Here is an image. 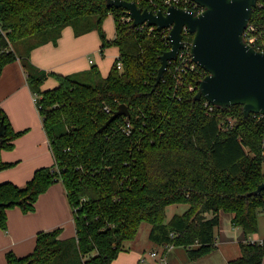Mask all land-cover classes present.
<instances>
[{"label":"trees","instance_id":"trees-1","mask_svg":"<svg viewBox=\"0 0 264 264\" xmlns=\"http://www.w3.org/2000/svg\"><path fill=\"white\" fill-rule=\"evenodd\" d=\"M109 15L116 22L111 41L103 29ZM127 15L107 0H0V77L9 63L21 61L55 159L24 187L0 184V228L8 229V210L35 211L39 197L59 181L76 226L70 239H61V230L40 232L32 254L9 252L7 264H112L143 223L151 224L149 239L157 247H184L195 261L217 250L221 212L232 214V225L246 237L241 256L228 264H263L264 241L250 237L264 210V191L254 194L264 182V118L245 117L241 105L210 111L206 99L196 100L207 75L199 66L179 74L180 62H172L154 88L161 56L171 49L168 31L136 27ZM249 24L264 51V0ZM68 26L76 36L98 31L102 53L109 46L120 49L108 76L97 66L63 76L33 65L32 50L57 44ZM50 77L59 85L43 90ZM121 104L130 117L100 131ZM1 121L6 131L0 136V171L14 166L1 154L23 135L4 112ZM176 204L188 209L166 221L167 208Z\"/></svg>","mask_w":264,"mask_h":264},{"label":"crops","instance_id":"crops-1","mask_svg":"<svg viewBox=\"0 0 264 264\" xmlns=\"http://www.w3.org/2000/svg\"><path fill=\"white\" fill-rule=\"evenodd\" d=\"M103 29L108 40L115 39L116 22L113 15L106 18ZM119 56L120 49L117 46H109L102 53V40L98 31L76 36L73 27L68 26L57 44L49 42L33 49L31 62L40 70L63 76L87 72L94 66L100 69L103 76H108ZM58 85V81L50 77L44 83L43 90ZM0 112L6 114L15 132H23L14 141V149L2 151V160L14 166L0 171V184L12 182L24 187L36 170L54 166L55 159L20 60L9 63L0 77ZM35 207V211L30 213H24L20 207L8 210V229L4 231L0 228V264H7L6 255L9 252L19 258L32 254L40 232L61 230V239L76 237L73 210L61 181L42 194ZM232 218L230 213L220 214V226L216 233L218 248L213 252L217 254L220 264H228L230 260L240 257V244L246 240L243 228L233 226ZM258 221V232L250 239L260 243L264 241V210ZM136 239L126 242L129 245L112 264L142 263L141 248L132 245Z\"/></svg>","mask_w":264,"mask_h":264},{"label":"water","instance_id":"water-1","mask_svg":"<svg viewBox=\"0 0 264 264\" xmlns=\"http://www.w3.org/2000/svg\"><path fill=\"white\" fill-rule=\"evenodd\" d=\"M204 11L194 13L180 7L171 6L167 12L154 13L142 9L135 1L107 0L110 6L124 9L138 27L146 24L159 31L170 29L168 39L171 49L161 56L156 88L164 78L171 62L177 61L183 44L186 27L194 35L192 45L193 61L207 75L200 81L196 100L206 99L218 107L241 105L245 117L251 114L264 115V52L256 50L244 41L258 0H192ZM120 116L130 117V111L121 104L107 123ZM6 126L1 121L0 136H4ZM264 182L255 195H262Z\"/></svg>","mask_w":264,"mask_h":264},{"label":"built area","instance_id":"built-area-1","mask_svg":"<svg viewBox=\"0 0 264 264\" xmlns=\"http://www.w3.org/2000/svg\"><path fill=\"white\" fill-rule=\"evenodd\" d=\"M141 3H143L145 6L142 9H147L149 11H153L154 13H158L159 11H163L164 13L167 12L168 8L171 6H176L180 7L182 9H185L187 11H190L194 13L195 15H199L204 11V8L192 0H141ZM139 6V5H138ZM128 14V13H127ZM127 22H133V19L127 15V17L124 18ZM142 27L147 26L146 24L141 25ZM156 27H150V31L154 30ZM165 31H168V36L170 33V29H164ZM0 31L3 35H5V32L2 30V27L0 25ZM190 35H193L192 33L189 32V30L185 27L183 31V44L184 47L181 50L177 61L180 62L178 66H176V71L181 74L185 73L188 71V69L193 70L195 66H198L192 58V45H193V39L191 40ZM167 36V37H168ZM244 41L254 47L256 50L264 52L262 50L263 44L260 43V37L258 36L256 32V28L253 25H248L244 32ZM170 42V40L168 39ZM171 45V42H170ZM10 47L12 48V45L10 44ZM172 47V45H171ZM119 59V58H118ZM117 59V60H118ZM174 61L173 63L177 62ZM172 63V62H171ZM118 68L121 70L122 69V64L118 62ZM38 96L34 95V99L37 102ZM205 105L209 107L210 111H213L214 106L210 102H206ZM254 115V117H257L258 119H263L264 115L263 114H251ZM130 131H127V134ZM176 248L174 244H167L164 246L159 247V249H155L151 251L150 256L151 259L156 263V264H169L168 259H169V254ZM141 262H146L145 258L141 259Z\"/></svg>","mask_w":264,"mask_h":264},{"label":"rangeland","instance_id":"rangeland-1","mask_svg":"<svg viewBox=\"0 0 264 264\" xmlns=\"http://www.w3.org/2000/svg\"><path fill=\"white\" fill-rule=\"evenodd\" d=\"M263 171H264V163H263ZM188 209V205L185 204H176L171 205L166 210V221L170 220L176 214H182ZM151 230V224L143 223L139 232V235L135 242L132 245L141 248V255L146 259V263L141 264H156L150 256L151 251L154 248L159 249L153 242L149 239V234ZM128 246V243H125ZM169 258V264H220L219 260H217V254H210L208 256L202 257L198 260L192 261L190 260L187 249L184 247H176L172 252Z\"/></svg>","mask_w":264,"mask_h":264}]
</instances>
